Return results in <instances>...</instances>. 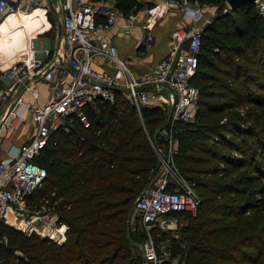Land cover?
Returning a JSON list of instances; mask_svg holds the SVG:
<instances>
[{
	"label": "trees",
	"instance_id": "obj_1",
	"mask_svg": "<svg viewBox=\"0 0 264 264\" xmlns=\"http://www.w3.org/2000/svg\"><path fill=\"white\" fill-rule=\"evenodd\" d=\"M113 1L123 13L138 9L136 0ZM16 19L18 41L48 27L39 10ZM1 35L0 56H9L13 42L3 43ZM190 82L198 91L196 113L176 134L174 159L200 204L183 228L184 259L264 264V18L252 3L218 11L203 28ZM88 116V129L72 120L51 135L38 159L46 178L28 200L31 210L56 213L67 227L65 241L27 236L13 220L12 227L0 225V239L6 238L0 264H143L130 246L129 217L156 169L149 137L167 117L150 107L139 121L119 91Z\"/></svg>",
	"mask_w": 264,
	"mask_h": 264
},
{
	"label": "built area",
	"instance_id": "obj_2",
	"mask_svg": "<svg viewBox=\"0 0 264 264\" xmlns=\"http://www.w3.org/2000/svg\"><path fill=\"white\" fill-rule=\"evenodd\" d=\"M60 12L61 48L49 62L43 57L48 49L20 55L0 71V128L17 132L30 115L31 131L26 141L12 146L0 159V225L13 226L21 221L20 231L57 245L65 241L67 227L59 224L52 210H31L28 200L47 175L38 164L52 134L68 130L75 120L82 128L91 125L88 110L97 111L98 102L113 103L115 91L133 107L142 122L143 109L170 107L164 126L149 137L158 165L150 182L135 199L132 211L139 217L142 239L130 246L141 252L143 264H175L166 239L180 224L181 215L196 214L200 204L194 184L184 178L171 157L177 152L176 134L191 122L196 113L197 89L191 84L201 49V32L211 22L188 26L172 32L167 53L148 71L134 74L115 47L101 37L118 22L124 33L136 27L148 30L141 11L123 13L113 5L96 0H57ZM168 8L196 21L201 14L197 1L167 0ZM256 14L264 18V0H253ZM42 8L50 11L46 0H0V16L29 14ZM155 7L147 9L149 16ZM102 16L98 22L97 17ZM99 59L108 67L95 68ZM49 83L51 92L43 105L30 106L22 97L30 83ZM29 82L26 84V82ZM168 91V95L163 94ZM164 175L154 178L157 171ZM129 226H133L129 222ZM163 239V238H162ZM5 244L6 238L1 237Z\"/></svg>",
	"mask_w": 264,
	"mask_h": 264
},
{
	"label": "crops",
	"instance_id": "obj_3",
	"mask_svg": "<svg viewBox=\"0 0 264 264\" xmlns=\"http://www.w3.org/2000/svg\"><path fill=\"white\" fill-rule=\"evenodd\" d=\"M46 1L49 3L50 8L51 6L53 7V16L54 13H57L60 17L57 0ZM96 1L100 3H107L115 7L113 0ZM166 1L167 0H136L138 6L137 8L139 11H141L142 21L145 22L147 20L148 30L142 29L141 27H136L131 29L129 33L126 34L123 32L122 22L120 21L110 30L105 32L101 37L103 40L110 42L115 47L119 57L128 64V67L134 74L148 71L154 67L155 64L167 53L171 46L170 36L173 31L183 27L201 25V22H203V17L209 19L214 14L212 9H206L201 12L196 21H191L189 17H184L180 11L173 8H168V6L165 4ZM53 2H55L56 6ZM153 7H155L156 10H154V12L148 16L146 14L147 9ZM44 18L46 20V16H44ZM96 20L98 22L102 21V16L97 17ZM16 25L19 27L20 23L18 22ZM48 30L49 26L42 32L44 33ZM32 36L35 37L36 35ZM28 38L29 37L27 36L26 39ZM34 41L36 40L34 39ZM56 42L55 46L51 47L49 40H45L44 48L48 49V55L46 57L41 56L43 57L45 63L49 62L52 56L59 52L62 45L61 40L58 49H56ZM33 49L35 50V48ZM25 52L26 50L23 51L24 54L20 53L19 56L28 54ZM10 57L11 56H0V71L8 67L12 60L16 58L14 57L7 60ZM95 68L99 71L108 69V67H106V65L102 63L100 59L99 62L96 63ZM50 92L51 87L49 83L42 80H36L30 83L29 89L23 91L21 95L25 102H27L32 107L45 104ZM163 94L165 96L168 95H166L164 92ZM25 118L26 123L17 132L11 133L5 129L3 131V128H0V159L5 157L10 147L18 146L27 140L31 131L29 113H25ZM4 145H6L5 148Z\"/></svg>",
	"mask_w": 264,
	"mask_h": 264
},
{
	"label": "rangeland",
	"instance_id": "obj_4",
	"mask_svg": "<svg viewBox=\"0 0 264 264\" xmlns=\"http://www.w3.org/2000/svg\"><path fill=\"white\" fill-rule=\"evenodd\" d=\"M205 1H207V0H205ZM212 2H215L216 4H209L208 2H198L197 1L198 5H199V9H200L201 12H203V10H206V9H212L214 11V14L209 19L206 18V17H203V19H202L203 22H201L202 24H204L206 20H211L218 11H220V10L226 11L227 9H229V6L227 5L225 0H213ZM53 3L56 6L55 2H53ZM52 8L53 7L51 6V8H50L51 11H48V13L46 15V20H47L48 26H49V30L47 32H44V33L42 32L41 34H38L35 37H30L28 39H25V40L23 39L21 41H18L20 39L19 38V34H20V31H21V25L19 27L16 26L17 27V33L14 34V35H16V38H15L14 41H11V42H13L14 50L12 51V53H10L9 56H11V57L8 58L7 60H9L11 58H14V57H18L19 56L18 53L19 52L23 53V51H25V50H26V52L28 50L32 52V50H30V48H32V45H33V48H35V50L43 49L45 40H49L51 47L55 46L56 37H57V34H58V29L56 28V25L54 23V17H53V13H52ZM3 18L4 17L0 16V23H2ZM19 21L21 22V19H19ZM3 31L4 30H0V34H3V35H1V39H7V37L9 36V34H11V32L7 31L8 32V34H7V33L3 32ZM33 38L36 41H34ZM17 41H18V43H17ZM5 43H8V42H5ZM21 43H24L25 47H23ZM163 92L166 95L168 94V91H166V90H163ZM169 110H170V107H166L165 111H163V114L166 117H168ZM3 131H4V129H3ZM5 147H6V145H4V148ZM174 156L175 155H172L171 160H172L174 166L176 167L177 171L183 176V174L180 172L179 168L176 165ZM161 176L164 177L166 175H164V172L159 170L154 175V178L161 177ZM192 217L193 216H191V215H181L180 224L178 225L176 231H174L166 239H162L160 237V239L163 241L164 244H168L169 250H170V254L174 258V260L176 261L175 264H188L186 262V260L184 259L185 255L182 254V252H185L187 250L188 243H189L186 240V237L183 235V228L189 223V220ZM129 218H130L129 220L132 222V225H133V226H130V230L132 231V232L129 231L130 240L133 241V243H135V244H139V242L141 240V235H142V230H141L142 228H141V224H140V221H139V217L136 214H134L133 211H131ZM136 251L138 253H140V255H141V252H139V249L137 247H136Z\"/></svg>",
	"mask_w": 264,
	"mask_h": 264
},
{
	"label": "bare ground",
	"instance_id": "obj_5",
	"mask_svg": "<svg viewBox=\"0 0 264 264\" xmlns=\"http://www.w3.org/2000/svg\"><path fill=\"white\" fill-rule=\"evenodd\" d=\"M41 11L42 12V14L45 16V14H44V11H43V9L42 8H36V9H34L31 13H29V14H12V15H7L6 17H4L3 19V21H2V23H0V30H7V31H10L11 32V34H9V36L7 37V39L3 42V43H5V42H10V41H14L15 40V38H16V35H14L15 33L13 32V30H14V28H15V22H14V20H16V18H19V16H25V15H31V14H33L35 11ZM29 38L30 37H33L32 35H30V36H28ZM22 44V46L23 47H25L24 45V43H21ZM23 50V49H22ZM30 50H31V48H30ZM26 53H28V54H31V51H29L28 50V52H26ZM18 54H20V52L18 53Z\"/></svg>",
	"mask_w": 264,
	"mask_h": 264
},
{
	"label": "water",
	"instance_id": "obj_6",
	"mask_svg": "<svg viewBox=\"0 0 264 264\" xmlns=\"http://www.w3.org/2000/svg\"><path fill=\"white\" fill-rule=\"evenodd\" d=\"M225 1L230 9H233L242 3H252L253 2V0H225ZM53 17H54V22L56 23L57 28H58V35H57V42H56V49H58L60 40H61V26H60L59 15L57 13H54ZM27 83L29 82L27 81L26 84ZM155 134H156V131L153 132V136H155ZM156 164L158 165V162Z\"/></svg>",
	"mask_w": 264,
	"mask_h": 264
}]
</instances>
